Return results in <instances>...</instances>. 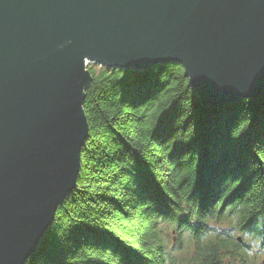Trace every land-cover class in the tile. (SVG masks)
Masks as SVG:
<instances>
[{
    "label": "trees",
    "instance_id": "16d2710c",
    "mask_svg": "<svg viewBox=\"0 0 264 264\" xmlns=\"http://www.w3.org/2000/svg\"><path fill=\"white\" fill-rule=\"evenodd\" d=\"M88 70L77 185L26 264H264V97L204 107L177 64Z\"/></svg>",
    "mask_w": 264,
    "mask_h": 264
},
{
    "label": "water",
    "instance_id": "95a60500",
    "mask_svg": "<svg viewBox=\"0 0 264 264\" xmlns=\"http://www.w3.org/2000/svg\"><path fill=\"white\" fill-rule=\"evenodd\" d=\"M88 64H177L204 107L264 97V0H0V264H26L77 185Z\"/></svg>",
    "mask_w": 264,
    "mask_h": 264
},
{
    "label": "rangeland",
    "instance_id": "374dc122",
    "mask_svg": "<svg viewBox=\"0 0 264 264\" xmlns=\"http://www.w3.org/2000/svg\"><path fill=\"white\" fill-rule=\"evenodd\" d=\"M89 68H94L96 70H99L102 67L101 66H98V65H95V64H88L87 69H89Z\"/></svg>",
    "mask_w": 264,
    "mask_h": 264
}]
</instances>
